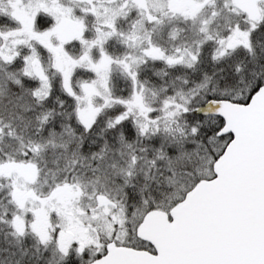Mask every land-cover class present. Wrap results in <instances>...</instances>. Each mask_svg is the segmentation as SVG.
I'll return each instance as SVG.
<instances>
[{
    "label": "snow or ice",
    "instance_id": "snow-or-ice-1",
    "mask_svg": "<svg viewBox=\"0 0 264 264\" xmlns=\"http://www.w3.org/2000/svg\"><path fill=\"white\" fill-rule=\"evenodd\" d=\"M0 264H264V0H0Z\"/></svg>",
    "mask_w": 264,
    "mask_h": 264
}]
</instances>
